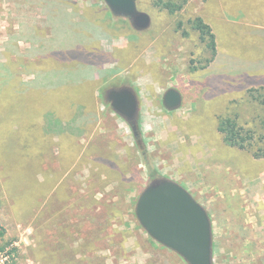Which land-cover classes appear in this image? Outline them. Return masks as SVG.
Returning <instances> with one entry per match:
<instances>
[{"label":"rangeland","instance_id":"374dc122","mask_svg":"<svg viewBox=\"0 0 264 264\" xmlns=\"http://www.w3.org/2000/svg\"><path fill=\"white\" fill-rule=\"evenodd\" d=\"M75 1L81 12L87 9L89 14L73 18L71 30L64 27L63 33L57 31L48 44L72 46L83 59L99 58L97 53H101L105 62L97 66L86 62V68L78 60L62 61L54 56L42 62L31 58L24 73L15 76L25 81L27 89L38 71L66 74L71 78L65 91L75 94L83 87L77 85L83 82V74L89 73L98 83L94 90L100 113L88 126L80 122L87 121V108L80 101L65 112L3 110L0 141L16 158L42 171L56 150L54 131L64 130L85 139L99 122L97 130L112 139L109 153L100 149L98 153L90 141L88 150L94 153L84 154L73 164L65 185H61L68 187V192L64 190L66 199L57 202L56 216L61 218L55 227L43 229L45 243L38 244L34 237L32 219L24 225L10 217L16 228L9 238L0 239V248L16 243V264H41L36 249L61 250L57 238L69 226L65 228L73 242L62 252L77 264H188L153 239L136 217L135 204L151 182V166L161 176L181 183L207 209L214 264H264V159L254 157L252 150L226 145L216 151L217 159L210 158L211 146L221 141L218 123L224 116L235 117L243 133H253L254 150L264 147V0H188L175 13L159 8L155 0H138V8L152 18L144 30L136 29L128 18L114 15L104 0ZM24 3L0 0V65L15 60L11 56L5 60L3 53L7 44L13 49L18 45L10 39L22 28L20 21L29 23L32 17L39 25L37 21L43 19L35 14L34 8L41 10L39 6L32 3L36 6L27 11ZM197 16L216 36L218 56L216 53L214 58L192 25ZM98 22L103 36L90 41L101 34L89 30ZM27 44L18 46L25 48ZM83 49L93 54L86 56ZM209 66L208 72H202ZM58 75L53 78L58 79ZM121 83L133 88L139 98L138 136L105 98V90ZM171 87L183 99L175 109H167L163 103V95ZM63 136L67 138V134ZM95 137L93 134L92 139ZM39 140L42 147L36 148ZM17 179L16 203L23 201L17 214L25 215L31 198L28 177L18 175ZM7 183L10 186L12 182Z\"/></svg>","mask_w":264,"mask_h":264},{"label":"trees","instance_id":"16d2710c","mask_svg":"<svg viewBox=\"0 0 264 264\" xmlns=\"http://www.w3.org/2000/svg\"><path fill=\"white\" fill-rule=\"evenodd\" d=\"M188 0H155L154 3L161 9H166L170 13H175L179 10H181ZM32 3H35L37 6L40 7L41 10L35 9L36 11H42L45 15L43 17L42 22L46 25H49L51 29L56 33L61 32L63 33V28L66 27L67 29L71 30L69 26H71L72 23H74L72 20L74 17L79 15L80 8L76 5L75 0H25L24 7L28 11L29 9H32L34 6H32ZM21 4L16 1V6H20ZM89 14V10H84V12H81V15L84 14ZM76 15V16H74ZM30 20H33L31 17ZM30 23H33L31 21ZM76 24V23H75ZM28 24H22V30L20 31L18 36H22L23 34H27L26 28ZM192 25L195 29L199 30L202 39L207 42V45L210 47L212 51V58L216 55V36L213 32V29L211 26L204 21V19L201 16H197L192 20ZM76 26H78L76 24ZM30 29L33 30V26H30ZM88 30V29H87ZM86 30V32H88ZM90 31H97L101 32L99 36H96V38H91L90 41H93L94 39H99L100 36H103L102 32V27L101 23L98 22V26H94ZM16 38V34L12 35V38L10 39L12 42L13 39ZM8 46H10L8 44ZM75 46V45H74ZM72 46H67L66 48H58L56 44H54V50L52 51V45L50 46V51L49 47L46 46L40 51H30L26 56H21L18 55V50L15 48H12L11 54H14V61H10L8 64H2L0 65V76L3 75L4 77L1 78L0 80V97H3L2 100H0V103L5 102L4 99L9 97L8 104H14V100L17 98L15 93L16 91L20 92V94H23L25 92V108L29 109H41L42 111L49 109L53 110L54 112H61V111H67V109L71 108L73 104L78 103L79 101L83 106L89 107L91 106V103L94 101L93 97L91 96L92 91L94 92V89H96L97 86V81L94 79L92 75L89 73L83 74V82L81 84H77L80 87L79 91L75 94L69 93L65 91L67 85L69 84V80L71 76H68L66 74H53L46 71V72H37V78L31 82V84L27 85V89L25 87H22L21 85H15L16 83V75H18V72H16V63L23 62L24 63L28 62L31 58L38 57L39 59H42L43 61L48 62L52 57L56 56L60 58L62 61L66 60H78L82 62L81 64L84 66L86 62L90 63L91 65L96 64L100 65L105 62L106 59H104V55L101 53H97V51H93L94 53H97L99 58H82L81 52L80 51H74ZM11 48V47H10ZM59 49H66V52H63ZM10 51V50H9ZM20 53V52H19ZM82 53H84L86 56L92 55V52H88L86 49H83ZM10 54V56H11ZM6 55V54H5ZM48 57H51L50 59H46ZM80 59V60H79ZM85 63V64H84ZM28 68V66L26 67ZM26 68H23L24 70ZM87 68V64H86ZM63 73V72H62ZM58 75V79H54L53 76ZM104 77V76H103ZM97 78V77H96ZM105 78V77H104ZM100 78L98 79L99 82ZM21 86V87H20ZM84 91V92H83ZM66 92L68 95L64 96L63 93ZM30 95V98H28V94ZM18 94V95H20ZM264 102V101H263ZM3 106V105H2ZM11 106L9 105L8 108ZM4 108V106H3ZM38 127L40 130V126H35ZM218 130L223 134L224 140L228 145L231 146H236L240 149H247V150H252V154L256 158H261L264 157V147L260 149H255L251 145V139L253 138L252 134L250 133L251 131L248 130L246 131L247 133H243L244 128L239 124L237 119L232 116H224L220 118V121L218 123ZM40 132V131H38ZM253 132V131H252ZM41 140H39V145L36 148H41L42 147ZM9 147V146H8ZM8 148H0V159H18L16 158V154ZM6 153H9L6 155ZM39 155L42 153V150L39 151ZM29 166V165H27ZM30 167V166H29ZM149 177L152 180L154 179H159L163 178L155 169L149 167ZM29 179V180H28ZM28 188L32 192L33 185L31 183V179L28 178ZM15 198H18V193L16 192ZM12 198V196H11ZM18 200V199H17ZM31 201V198H30ZM23 202V201H21ZM49 205V202L47 203ZM49 220H45L44 224H46L49 227ZM48 227H44L45 229H48ZM68 228L69 226H65ZM64 227V229H65ZM43 228V229H44ZM42 229V231H43ZM3 233V230L0 225V234ZM44 237L43 235V243L44 242ZM65 237L67 235L61 234L60 240L57 243H60L61 245V250L60 248L57 251L53 250H44L41 247H38L35 252H37L38 257H41V264H56L57 262H62L63 264H77L75 259H68L65 257L62 252V250H65L67 248L68 243L65 241ZM37 241H39V238L37 237ZM42 243V244H43ZM52 243V242H50ZM84 245V244H83ZM82 245V246H83ZM3 248V247H2ZM0 248V249H2ZM75 251L76 248H75ZM67 258V259H65Z\"/></svg>","mask_w":264,"mask_h":264},{"label":"crops","instance_id":"0c3cea01","mask_svg":"<svg viewBox=\"0 0 264 264\" xmlns=\"http://www.w3.org/2000/svg\"><path fill=\"white\" fill-rule=\"evenodd\" d=\"M35 14H37L40 18H43L45 15L42 11H37V13ZM22 20L23 21H20L21 26L22 24H25V23L28 24L27 25L28 27L26 28L27 34L26 35L23 34L21 37L18 36L20 31L22 30L20 29L18 33L16 34V38L13 39L12 42L17 41V44L19 46H21L23 42L28 43V44H27V47L25 48L19 47L18 45H16V49L20 52V53L18 52V55L23 58V56H26L30 51L37 52V51L42 50L46 46L49 47V51H50L51 45L48 44L49 43L48 41L49 40L51 41L54 38L53 36L56 34L53 31V29H51L49 25L44 24L42 20L37 21L39 25L35 23L34 19H33L34 21L33 23L25 22V19H22ZM31 25L33 26V30L30 29ZM58 33H61V32H58ZM53 50H54V46H52V51ZM216 50H217L216 56H218L217 39H216ZM11 52H12V48H10V46H8L7 44L5 46V51L3 53V57H5V60H7L10 57ZM11 57H14V54L13 55L11 54ZM34 58H38V57H34ZM50 58L51 57H48L46 59H50ZM214 61H216V59H214ZM8 63H9V60L6 61V64ZM16 64H17L16 72L19 71L18 72L19 74L24 73L23 68H26L27 66H29L28 63L27 64L24 63V60L23 62H20V64L19 63H16ZM209 68L210 66L208 67V69L202 70V72H208ZM215 73L219 75L217 72ZM18 84L21 85L22 87L25 86V81L22 78L19 79V76L16 77L15 85L17 86ZM15 93L20 94V92L18 91H16ZM18 94H16L17 98L14 100V104L12 105L8 104L9 97L4 99L5 102H3V104L2 102L0 103V111H3V110L8 111L9 109L10 110L11 109L12 110H23L22 108H25L24 104L26 100L25 92L20 95ZM96 94H97L96 90H94V92L91 94L94 101L91 103V106L87 107V110L85 109V111L87 112L85 114L87 121L81 120L80 122H83L81 124H88V126L92 125L93 124L92 120H95L97 115L100 113ZM29 98H30V95L28 96L27 99ZM2 99L3 97H0V100ZM2 105L4 106V108ZM9 105L11 106L10 108H8ZM97 124H96L95 130H93V133L90 136H87L88 138L85 137V139H84V136L82 135L77 136V134L76 135H73L70 133L68 134L64 130L59 131V133L54 131L53 141L55 143L56 150L54 151L53 155H49L53 157L52 159L47 160L49 166L45 170L40 171L38 169H34V168L27 166L29 164L25 161V159H0V225L3 230V233L0 234L1 240L4 241L5 239L9 238V236H11L14 233L13 229L16 228V226H14V223L25 225V223L28 220L32 219V222L35 225L34 226V237L36 239L37 237L39 238L38 244L43 243L42 237L44 233L42 229L44 227H48L46 224H44L45 223L44 221L49 220L48 229H51L55 227L57 223L59 222V220L57 219L61 218V217L56 216L57 214L56 210L59 207V204L57 202L61 201L62 199H66L67 193H65L64 190L68 192L67 190L68 187L67 186L61 187V185H65L64 180L66 179L68 172L73 167V164L77 163L80 160V158L82 159L85 156L84 154L90 153V152L94 153L93 150L90 151V148L88 150L89 142L91 141L92 144H95L98 147L97 151L98 149H100L102 151H105L106 154L109 153L108 150H109V146L112 143L111 142L112 139L111 138L109 139L107 134H105L103 137V134L105 131L101 133L102 130L101 131L97 130L99 126ZM64 134L65 135L67 134V138H64L65 137L63 136ZM93 134L97 136L95 137V139H92ZM220 138H221V141L219 144L212 145L213 147L211 146L212 148L211 153H210L211 159H217L215 158L214 155L216 151L219 150V148L220 149L222 148L223 145H226L229 148L234 147L240 150V148L236 146L228 145L224 140L223 134H221ZM87 139L89 141H87ZM103 140H104V143H101L103 142ZM113 142L115 143L116 140H114ZM82 144L84 145L83 148L80 147ZM4 145L6 144L0 141V148H6ZM99 152L100 151H98V153ZM103 156H104V159H113L112 157H106L105 155ZM100 157L101 156H99V159H101ZM259 159H264V157H261ZM107 163L109 164L111 162L109 161ZM68 167H69V170H68ZM111 167L112 169H116V166L112 163H111ZM18 175H21L22 177L30 178L31 179L30 181L33 185L32 192L30 191L31 201L29 202L28 207L26 206L25 215L17 214L18 212L21 211L19 209V206L23 204V202H20L17 204L16 198H15L16 192L19 193V189H20V185L17 182ZM8 181L12 182L10 186L9 185L6 186V184H8L7 183ZM32 202H34L33 205H32ZM48 202H49V205H47ZM46 215H47V218H46ZM10 217L12 218V220H14V223H12V221L11 222L9 221ZM6 219H8L7 222H6ZM61 234H59V237L57 238V240H60ZM63 234L67 235V237H65V241L68 244H71L73 242V239L71 235L67 234L66 228L63 230Z\"/></svg>","mask_w":264,"mask_h":264},{"label":"water","instance_id":"95a60500","mask_svg":"<svg viewBox=\"0 0 264 264\" xmlns=\"http://www.w3.org/2000/svg\"><path fill=\"white\" fill-rule=\"evenodd\" d=\"M114 15L128 18L138 30L147 29L150 14L138 8V0H104ZM108 101L138 136V95L131 88L111 89ZM182 95L169 88L163 97L169 109L182 104ZM135 214L148 234L181 255L188 264L213 263V232L205 206L181 183L170 178L154 179L138 196Z\"/></svg>","mask_w":264,"mask_h":264},{"label":"built area","instance_id":"2783aa9c","mask_svg":"<svg viewBox=\"0 0 264 264\" xmlns=\"http://www.w3.org/2000/svg\"><path fill=\"white\" fill-rule=\"evenodd\" d=\"M15 244L12 242L0 249V264H16L17 253Z\"/></svg>","mask_w":264,"mask_h":264},{"label":"flooded vegetation","instance_id":"af4514ba","mask_svg":"<svg viewBox=\"0 0 264 264\" xmlns=\"http://www.w3.org/2000/svg\"><path fill=\"white\" fill-rule=\"evenodd\" d=\"M121 88H131L130 86H128V85H126L125 83H121V84H119V85H117V84H114L112 87H109L107 90H105L104 92H106V94H105V98L108 100V98H107V95H108V92H109V90H111V89H121ZM132 90H134L133 88H131ZM168 90V89H167ZM166 90V91H167ZM165 91V92H166ZM134 92H135V90H134ZM137 94V93H136ZM165 94V93H164ZM163 97H164V95H163ZM139 99V98H138ZM163 103H164V101H163ZM165 105V104H164ZM165 107L167 108V109H169L166 105H165ZM112 108V107H111ZM113 109V108H112Z\"/></svg>","mask_w":264,"mask_h":264}]
</instances>
